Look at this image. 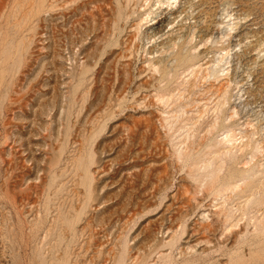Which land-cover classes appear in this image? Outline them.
Wrapping results in <instances>:
<instances>
[{"label":"rangeland","instance_id":"374dc122","mask_svg":"<svg viewBox=\"0 0 264 264\" xmlns=\"http://www.w3.org/2000/svg\"><path fill=\"white\" fill-rule=\"evenodd\" d=\"M0 264H264V0H0Z\"/></svg>","mask_w":264,"mask_h":264}]
</instances>
